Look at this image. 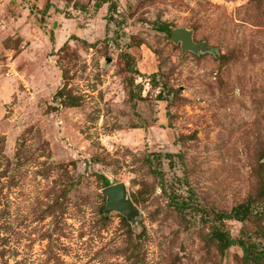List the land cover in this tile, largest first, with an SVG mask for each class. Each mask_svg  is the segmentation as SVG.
Returning <instances> with one entry per match:
<instances>
[{
    "label": "rangeland",
    "instance_id": "1",
    "mask_svg": "<svg viewBox=\"0 0 264 264\" xmlns=\"http://www.w3.org/2000/svg\"><path fill=\"white\" fill-rule=\"evenodd\" d=\"M218 230L264 252V0H0V264H264Z\"/></svg>",
    "mask_w": 264,
    "mask_h": 264
},
{
    "label": "water",
    "instance_id": "2",
    "mask_svg": "<svg viewBox=\"0 0 264 264\" xmlns=\"http://www.w3.org/2000/svg\"><path fill=\"white\" fill-rule=\"evenodd\" d=\"M170 41L181 43L183 51H193L195 46L191 45L190 34L182 30H174L170 34ZM102 195L106 197L105 211H116L123 216H127L133 210L132 202L127 199L125 187L122 183L106 187L102 190Z\"/></svg>",
    "mask_w": 264,
    "mask_h": 264
},
{
    "label": "trees",
    "instance_id": "3",
    "mask_svg": "<svg viewBox=\"0 0 264 264\" xmlns=\"http://www.w3.org/2000/svg\"><path fill=\"white\" fill-rule=\"evenodd\" d=\"M164 31H166V30H164ZM67 104L70 107H77L78 106L77 99H75V98H71ZM104 185H105V187H107L109 185V183L107 181H104ZM225 218H228V217L225 216ZM235 218H237V220H239L237 216ZM216 239L218 240V244H220V250L222 252L231 246L239 245L242 249V252L244 254V259L246 262H249V263L257 262L258 263V262L264 261V252H258L256 250L251 251L249 249L250 246L245 245V243H243L240 240L231 239L227 233H223V232L218 230L216 233Z\"/></svg>",
    "mask_w": 264,
    "mask_h": 264
}]
</instances>
